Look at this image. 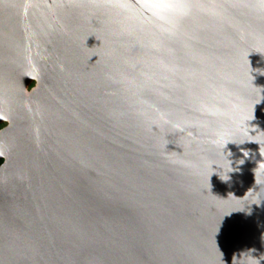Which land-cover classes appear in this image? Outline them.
<instances>
[{
  "label": "water",
  "instance_id": "obj_1",
  "mask_svg": "<svg viewBox=\"0 0 264 264\" xmlns=\"http://www.w3.org/2000/svg\"><path fill=\"white\" fill-rule=\"evenodd\" d=\"M4 123L0 264H264V0H0Z\"/></svg>",
  "mask_w": 264,
  "mask_h": 264
},
{
  "label": "flooded vegetation",
  "instance_id": "obj_2",
  "mask_svg": "<svg viewBox=\"0 0 264 264\" xmlns=\"http://www.w3.org/2000/svg\"><path fill=\"white\" fill-rule=\"evenodd\" d=\"M5 125H6V123L3 124V125H1V127H4ZM1 127H0V128H1ZM1 161H2L1 163H3L4 160H1ZM1 163H0V164H1Z\"/></svg>",
  "mask_w": 264,
  "mask_h": 264
},
{
  "label": "rangeland",
  "instance_id": "obj_3",
  "mask_svg": "<svg viewBox=\"0 0 264 264\" xmlns=\"http://www.w3.org/2000/svg\"><path fill=\"white\" fill-rule=\"evenodd\" d=\"M32 85H34V84H32ZM5 124V123H4ZM3 125V124H2ZM0 127H1V125H0ZM2 128V127H1Z\"/></svg>",
  "mask_w": 264,
  "mask_h": 264
},
{
  "label": "trees",
  "instance_id": "obj_4",
  "mask_svg": "<svg viewBox=\"0 0 264 264\" xmlns=\"http://www.w3.org/2000/svg\"><path fill=\"white\" fill-rule=\"evenodd\" d=\"M2 161L0 160V163H1Z\"/></svg>",
  "mask_w": 264,
  "mask_h": 264
}]
</instances>
